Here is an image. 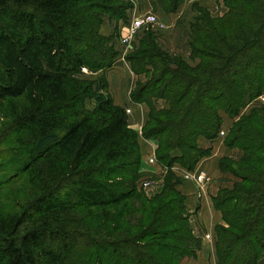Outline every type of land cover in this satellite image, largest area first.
Wrapping results in <instances>:
<instances>
[{
	"label": "trees",
	"instance_id": "trees-1",
	"mask_svg": "<svg viewBox=\"0 0 264 264\" xmlns=\"http://www.w3.org/2000/svg\"><path fill=\"white\" fill-rule=\"evenodd\" d=\"M151 1L169 13L184 0ZM221 2L216 17L193 4L195 65L172 57L146 30L124 57L146 75L129 98L149 108L142 136L156 141L162 167L193 169L208 154L197 139L218 136L222 113L233 119L223 141L241 155L233 165L219 161L238 179L212 198L223 221L214 227L216 262L257 264L264 257V0ZM131 7L0 0V146L11 151L0 160L19 165L0 162V264H181L195 255L180 178L168 171L155 194L140 189L136 131L107 79L98 87L93 77L119 54L115 34L99 32L102 16L124 20ZM87 99L97 100L92 109Z\"/></svg>",
	"mask_w": 264,
	"mask_h": 264
},
{
	"label": "crops",
	"instance_id": "crops-1",
	"mask_svg": "<svg viewBox=\"0 0 264 264\" xmlns=\"http://www.w3.org/2000/svg\"><path fill=\"white\" fill-rule=\"evenodd\" d=\"M221 1L222 0H184L175 11L166 13L159 6L152 5L150 0H139V8L143 12H154L158 21L164 24L163 28L156 29V32H159L161 35L159 40L162 41L164 49L172 57H179L190 65H195L199 62V59L191 57V48L188 43L190 25L194 21L196 15L193 4L197 3L199 6L204 7L211 16L216 17L223 12ZM118 22H103L99 28L100 34L105 36L116 34L117 27L119 26ZM137 36L130 46H137ZM116 46L119 47V45H115V47ZM123 48L127 49V47ZM124 57V50L120 49L116 64L106 70L105 76L108 89L114 104L130 109V113L127 114L128 121L130 127L136 131L141 157L139 171L141 173H145V171L156 173L162 170V166L158 162L153 163L148 160L149 157L155 156L156 141L154 139H146L142 136V127L148 118L149 108L146 103H134L129 98L130 92L134 90L138 84H143L146 80V76L144 73H134L130 63L127 62ZM148 68L150 67L148 66ZM222 116L224 119L223 127L228 129L233 119L224 113H222ZM223 140L224 136H218L211 141L202 136L197 139L198 146L202 149H207L208 154L200 158L195 166V170L199 168L204 170L210 179L209 182L201 188H198L191 180H187V182L178 185V189L185 195V205L188 213L196 215L201 226L200 235L196 236L195 240L192 242L195 255L193 257H184L181 260V264H217L215 241L214 239H206L203 234L208 232L214 236L215 225L223 223L220 211L214 207L212 202V198L216 195L219 188L224 186L229 187L227 184H230V181H225L223 179L226 174L220 171L219 159L223 156H228L235 150L239 151L237 148L225 146ZM178 170V174H181L182 170ZM257 264H264V257L260 258Z\"/></svg>",
	"mask_w": 264,
	"mask_h": 264
},
{
	"label": "rangeland",
	"instance_id": "rangeland-1",
	"mask_svg": "<svg viewBox=\"0 0 264 264\" xmlns=\"http://www.w3.org/2000/svg\"><path fill=\"white\" fill-rule=\"evenodd\" d=\"M123 1H128V2H130V0H123ZM151 1V0H150ZM131 3V2H130ZM151 3H152V1H151ZM132 4V3H131ZM194 4H197V3H194ZM153 5V4H152ZM198 5V4H197ZM199 6V5H198ZM201 7V6H200ZM138 8H139V2H138ZM139 10H140V8H139ZM102 19H103V22H106V21H116V22H118L119 20L116 18V17H111L109 14H106V15H103L102 16ZM102 22V23H103ZM146 30L147 29H144L142 32L140 31L139 32V34H138V36H137V46L136 47H139V39H141L142 38V36H144V34L146 33ZM148 31L150 32V31H152L150 28H148ZM161 35H160V33L159 32H154V37H155V40L157 41V43H158V45L160 46V47H162V48H164L163 47V44H162V41H160L159 40V37H160ZM117 47V51L119 52V50L120 49H123L124 50V55H127V54H129V53H131L132 52V50L135 48V47H132V46H130V47H127V49L126 48H123V47H121L120 45H119V47L118 46H116ZM173 57H175V58H178V57H176V56H173ZM106 70H102V71H100L99 73H97V74H94L93 75V77H96L95 78V80L97 81V85H98V87L100 86V81L102 80V79H106ZM146 76V75H145ZM108 92H109V90H108ZM110 93V92H109ZM106 95L105 93H102V91H100L99 93H98V95L100 96V95ZM103 95V96H104ZM96 102H97V100H95V99H87L86 101H85V107L87 108V109H92L94 106H95V104H96ZM159 103H160V105H162L163 104V102H161V101H159ZM225 132L227 131V129L226 128H222ZM218 137V136H217ZM219 137H222V136H219ZM8 152H11V151H9L7 148H5L4 146H0V155L1 156H4V155H7V153ZM174 153V154H173ZM172 153V155H178V151H176V152H173ZM14 153H11V154H9V155H13ZM240 155H241V153L239 152V151H234V152H232L231 154H229L228 156H223L224 157V162H225V164L228 166V165H231L233 162H236V161H238V159H239V157H240ZM222 157V158H223ZM221 159V158H220ZM220 159H219V161H220ZM200 160V159H199ZM4 162V164H6V168H17L18 166H17V164L16 163H14V164H10L8 161H6V160H0V162ZM197 164V163H196ZM233 165V164H232ZM196 166V165H195ZM194 166V168L193 169H191V171H194L195 169H196V167ZM3 168V167H2ZM181 168H183V169H186V168H184V167H182L179 163H173V164H171L169 167H162V170L161 171H158V172H156V173H152V172H150V171H145V173H142L143 174V178L141 179L142 181H148L149 182V185L146 187V188H142V187H140V189H143L144 190V192L146 193V195H148V196H151V195H153V194H155L156 192H158L160 189H161V187H162V179H161V175L162 174H164V173H166V172H168V171H171V172H173L174 174H176L179 178H180V180H181V183H183V182H187V180L188 179H186V177H184L183 175H181V174H178L179 172L178 171H180V170H178V169H181ZM0 169H1V166H0ZM178 170V171H177ZM187 170H189V169H187ZM221 171V170H220ZM182 173V172H181ZM222 173H225L226 174V176L223 178L225 181H230V184H227V186H232L233 185V183L234 182H236L237 181V177L233 174V173H231V172H228V171H226V172H222ZM224 187H226V186H224ZM224 187H221V188H224ZM190 223H191V227H192V232H193V235H194V237L196 238V236H199L200 235V232H201V226H200V223H199V221L196 219V220H194V221H190ZM200 230V231H199Z\"/></svg>",
	"mask_w": 264,
	"mask_h": 264
},
{
	"label": "built area",
	"instance_id": "built-area-1",
	"mask_svg": "<svg viewBox=\"0 0 264 264\" xmlns=\"http://www.w3.org/2000/svg\"><path fill=\"white\" fill-rule=\"evenodd\" d=\"M132 7L127 9L126 18L124 20H119V26L117 27V33L114 36V46L120 45L121 47H130L133 40L139 34V32L144 29L150 28L153 32H156L157 28H163L164 24L159 22L157 16L152 11L143 12L138 9L139 0H130ZM83 72H87L86 68H82ZM259 102H264V95L258 98ZM126 113H130L129 108H124ZM226 132L221 129L218 136H225ZM149 162H157L155 156L149 157ZM181 175L186 177V179L191 180L198 188H201L209 182V177L204 170L201 168L191 171L181 168ZM149 185L148 181H140L138 186L143 189ZM190 214V213H189ZM189 215V220L194 221L197 219L196 215ZM198 220V219H197ZM204 237L208 240L214 239L211 233H204Z\"/></svg>",
	"mask_w": 264,
	"mask_h": 264
}]
</instances>
